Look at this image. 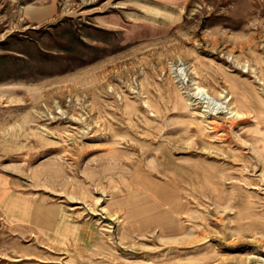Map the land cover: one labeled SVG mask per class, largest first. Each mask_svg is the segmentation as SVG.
I'll list each match as a JSON object with an SVG mask.
<instances>
[{
	"label": "rangeland",
	"instance_id": "obj_1",
	"mask_svg": "<svg viewBox=\"0 0 264 264\" xmlns=\"http://www.w3.org/2000/svg\"><path fill=\"white\" fill-rule=\"evenodd\" d=\"M163 1L0 0V264H264V0Z\"/></svg>",
	"mask_w": 264,
	"mask_h": 264
},
{
	"label": "bare ground",
	"instance_id": "obj_2",
	"mask_svg": "<svg viewBox=\"0 0 264 264\" xmlns=\"http://www.w3.org/2000/svg\"><path fill=\"white\" fill-rule=\"evenodd\" d=\"M243 105V104H242ZM243 106H246V105H243ZM248 107V106H247ZM250 107V106H249ZM251 110V109H250ZM254 111H256V110H254ZM256 113V112H255ZM252 114H253V112H252ZM255 115V114H254ZM202 116V115H201ZM204 116V115H203ZM258 119V117L256 118V120ZM112 221V220H111ZM87 227V226H86ZM89 228V227H88ZM91 230V229H90ZM88 233V232H87ZM97 234V233H96ZM93 237V236H92ZM96 237V236H95ZM86 240V239H85ZM89 242V241H88Z\"/></svg>",
	"mask_w": 264,
	"mask_h": 264
},
{
	"label": "crops",
	"instance_id": "obj_3",
	"mask_svg": "<svg viewBox=\"0 0 264 264\" xmlns=\"http://www.w3.org/2000/svg\"><path fill=\"white\" fill-rule=\"evenodd\" d=\"M157 2H160V4H162L164 1L163 0H156ZM171 1V0H169ZM173 1V0H172ZM167 2V1H166Z\"/></svg>",
	"mask_w": 264,
	"mask_h": 264
}]
</instances>
